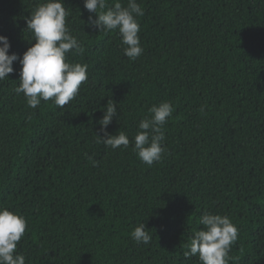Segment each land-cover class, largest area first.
Listing matches in <instances>:
<instances>
[{"label":"trees","instance_id":"1","mask_svg":"<svg viewBox=\"0 0 264 264\" xmlns=\"http://www.w3.org/2000/svg\"><path fill=\"white\" fill-rule=\"evenodd\" d=\"M137 2L144 51L132 60L118 30L99 32L84 0H65L84 48L69 56L88 65V79L63 109L27 106L15 91L19 61L0 81V206L27 220L16 251L26 264H201L184 252L212 212L239 229L229 264H264V0ZM39 3L0 0L9 54L31 46L27 18ZM109 99L118 118L107 131H126L128 148L96 143ZM162 101L175 109L166 151L147 165L133 138ZM140 222L148 244L131 237Z\"/></svg>","mask_w":264,"mask_h":264},{"label":"clouds","instance_id":"2","mask_svg":"<svg viewBox=\"0 0 264 264\" xmlns=\"http://www.w3.org/2000/svg\"><path fill=\"white\" fill-rule=\"evenodd\" d=\"M84 8L90 16L88 23L98 28L99 32L117 31L121 36L124 55L135 60L142 55L139 33V17L144 9L137 0H127L126 6L121 0H84ZM70 12L66 9L65 0H40L38 6L27 18V27L33 34L29 40L31 46L21 58L17 53L9 54L11 43L6 35H0V81L9 78L15 71L14 62L22 65L19 86L15 91L23 93L27 106L35 109L41 101L52 100L63 109L76 98L81 85L88 79V65L74 62L72 55L82 54L83 45L72 34L67 18ZM35 43H32V41ZM171 101H162L149 109V115L139 121L138 130L133 138V151L147 165L162 159L166 151L164 146V126L174 112ZM203 110V108L201 109ZM114 118H118L117 103L109 99L104 107V115L98 123L102 126L103 135L96 133V143L115 150L128 148L129 134L118 131L111 134L107 131ZM118 122V119H117ZM90 160L92 157H88ZM96 164L95 160H92ZM203 228L194 231L188 242L185 257L198 256L201 264H229L231 247L238 240L239 229L228 215L204 212L198 220ZM27 220L20 210L0 206V264H26L24 254L17 252L18 242L26 233ZM145 222H140L131 232L137 244H148L152 234Z\"/></svg>","mask_w":264,"mask_h":264}]
</instances>
